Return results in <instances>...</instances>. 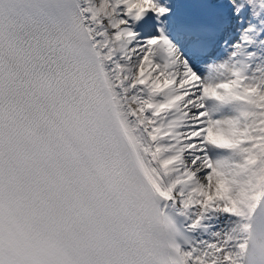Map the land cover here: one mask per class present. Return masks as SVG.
Instances as JSON below:
<instances>
[{"label": "snow or ice", "instance_id": "obj_1", "mask_svg": "<svg viewBox=\"0 0 264 264\" xmlns=\"http://www.w3.org/2000/svg\"><path fill=\"white\" fill-rule=\"evenodd\" d=\"M0 264H264V0H0Z\"/></svg>", "mask_w": 264, "mask_h": 264}]
</instances>
